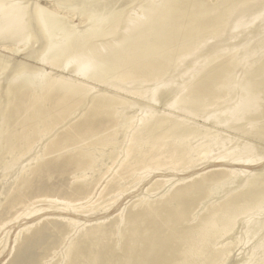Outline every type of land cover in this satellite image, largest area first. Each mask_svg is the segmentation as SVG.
<instances>
[{
	"label": "bare ground",
	"instance_id": "6f19581e",
	"mask_svg": "<svg viewBox=\"0 0 264 264\" xmlns=\"http://www.w3.org/2000/svg\"><path fill=\"white\" fill-rule=\"evenodd\" d=\"M238 246L264 264V0H0V264Z\"/></svg>",
	"mask_w": 264,
	"mask_h": 264
},
{
	"label": "rangeland",
	"instance_id": "374dc122",
	"mask_svg": "<svg viewBox=\"0 0 264 264\" xmlns=\"http://www.w3.org/2000/svg\"><path fill=\"white\" fill-rule=\"evenodd\" d=\"M239 74V73H238ZM157 105V104H156ZM159 105H160V103L157 105V107H159ZM156 107V108H157ZM13 171V170H12ZM11 170H10V172H12ZM47 183L48 184H52V185H59V184H61V185H63V186H66L68 183H69V176H67V177H64V178H58V177H52V178H50L48 181H47ZM227 186V185H226ZM215 188V187H214ZM221 189H223V187L221 188ZM220 189V190H221ZM219 190V189H218ZM217 189H213L212 190V194H213V192L215 191L216 192V194H218V191ZM219 190V191H220ZM222 191V190H221ZM214 192V193H215ZM60 193H62V191L60 192ZM215 195V194H214ZM216 196H218V195H215L214 197H216ZM238 229H240V230H238ZM237 234H238V236H240V234H241V236L240 237H238L239 238V240H240V246H241V243H243V242H245V239L247 240V237L246 238H244L245 236L242 234V230H243V227H241V225H239V227L237 228ZM12 229L10 230V233L8 234V237H9V240H8V243H7V245H6V249H5V251H4V254L2 255L3 257H2V259L5 257V255H6V252H8V249H9V247H11V245H12V241H13V234H12ZM239 232H241V233H239ZM261 233V232H260ZM260 233H258V234H260ZM257 234V235H258ZM244 237H243V236ZM256 235V236H257ZM253 238L255 239V237H248V242L245 244V247L246 246H248V244L249 243H252V241H253ZM244 239V241H242V240ZM242 241V242H241ZM240 246H238V247H235L234 248V250L232 251V253H231V257H230V259L227 261V263L226 264H235V262L238 260V259H240L241 258V256L243 255V253H241V251H242V247H240ZM8 258H10V256L9 257H7V259H6V261L4 262V264L7 262V260H8ZM12 259V258H11ZM10 259V260H11ZM23 259V258H22ZM21 259V264H26L27 262H28V260L26 259V258H24L23 260ZM14 260H16V258L14 259ZM10 262V261H9ZM254 264V263H253Z\"/></svg>",
	"mask_w": 264,
	"mask_h": 264
}]
</instances>
